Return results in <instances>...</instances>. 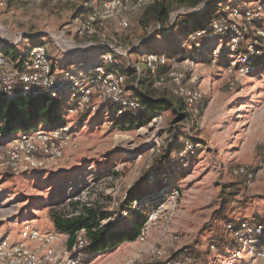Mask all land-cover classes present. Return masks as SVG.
Returning <instances> with one entry per match:
<instances>
[{
    "label": "rangeland",
    "instance_id": "1",
    "mask_svg": "<svg viewBox=\"0 0 264 264\" xmlns=\"http://www.w3.org/2000/svg\"><path fill=\"white\" fill-rule=\"evenodd\" d=\"M87 1L7 0L0 5V48L23 53L43 43L53 61L57 57L54 67L64 68L81 59L90 64L111 45L117 46L120 51H128L115 58L136 68L138 78L144 80L138 87L168 97L174 95L168 85L154 83L144 54L149 50L175 52L173 65L185 77L197 74L203 99L193 114L185 108L180 115L165 109L156 111L160 115L156 122L141 111L137 116L148 117V122L124 125L128 116L116 115L97 97L91 101L100 102L98 109L73 113L67 111V97H61L60 120L39 121L30 129H50L66 123L74 132L76 144L38 172L0 169V232H11L18 239L24 222L42 231L53 230L50 210L61 206L70 212V202L76 200L106 209L110 215L102 223L125 228L137 219V213L130 210L142 205L150 211L163 200L167 217L150 226L145 240H125L106 250L85 251L81 264H119L125 256L162 246L166 254L187 246L200 264H213L210 244L215 243L217 251L234 246L225 232L227 221L264 220V164H258L260 156L264 159V69L236 79L230 67L233 57L227 51L228 35L203 39L187 49L183 41L188 36L181 30L169 25L148 31L141 26L143 9L127 14V28L110 21L92 36L80 33L75 17ZM230 1L228 8H239L242 2L251 4L255 0ZM172 2L173 11L189 13L196 7ZM227 14L244 23L243 13ZM252 27H246L249 34L255 32ZM9 137L0 135V148ZM185 139L191 148L182 158L178 152ZM240 167L252 172L249 180L236 172ZM232 188L233 194H229ZM173 190L177 194L172 198ZM128 194L141 197L132 201L130 209L124 202ZM164 225L166 230L162 229ZM63 238L67 240L65 234ZM244 262L241 256L232 264Z\"/></svg>",
    "mask_w": 264,
    "mask_h": 264
},
{
    "label": "built area",
    "instance_id": "2",
    "mask_svg": "<svg viewBox=\"0 0 264 264\" xmlns=\"http://www.w3.org/2000/svg\"><path fill=\"white\" fill-rule=\"evenodd\" d=\"M6 1L0 0V5ZM153 1L88 0L75 17L76 29L80 33L92 36L98 32L97 30L105 29L110 21H114L121 28H127L129 26L127 14L140 10ZM228 7L231 6H227L225 16L214 19L206 28L189 34L183 41V46L191 49L193 45L198 44L196 36L202 34H207L206 39L228 35V38H225L229 40L226 41L229 47L227 51L230 52L229 57H233L230 67L233 68V76L237 79L261 67V70L264 69V0H255L251 4L242 2L239 8ZM205 8L206 2H202L196 5L193 11L200 13ZM228 11L233 16L243 13L244 23L239 24L229 18ZM186 13L188 12L171 11L170 22L177 15ZM247 25L250 27L247 29H253L252 26H255L252 35L246 34ZM153 27L159 28L160 25L151 24L148 31ZM17 41L18 39L14 43ZM87 44L92 45L94 41H88ZM127 51H120L117 46L111 45L90 64L84 63V59H81L73 66L55 68L53 58L43 43L32 45L16 58H11L0 50V97L12 99L18 92L31 96L46 93L56 99L67 97L69 113L85 108L96 110L102 102L106 106H111L116 115L134 117L142 111L148 117H152V121L157 122L160 115L147 110L137 97L130 94L124 85V75L107 69V66L115 61V57L125 56ZM259 58L262 59L260 62ZM174 61L175 56H167L164 52L149 50L144 54V62L152 74H158L159 70L164 68L163 72L155 75L154 83L159 86L168 85L173 95L183 102L185 111L193 114L203 99L197 74L192 72L185 77V74L173 65ZM93 97H97L100 102L92 104ZM75 144L74 132L66 123L50 129L35 127L16 135L11 134L0 148V169L38 172L49 163L60 159L64 150ZM190 148L188 140H182L179 155L185 158ZM236 172L243 174L248 180L252 176V172L244 167H240ZM174 194H177L176 190H173L170 197L173 198ZM162 201L158 200L151 206L136 237L138 241L147 238L151 225L167 217L163 214L165 208ZM140 208L142 209V205L138 206V210ZM162 229L166 230L167 226L164 225ZM225 232L234 241V246L217 251L216 244H210L209 248L214 251L211 259L213 264H232L241 256L245 258L244 264H264V220H229L225 224ZM63 237L64 234L55 229L42 231L28 222L22 225L18 239H14L11 232H0V264H81L82 259L86 257L85 248L89 244L84 230L76 232L70 245ZM119 264H200V262L187 246L173 254H166L162 246L134 256H125Z\"/></svg>",
    "mask_w": 264,
    "mask_h": 264
},
{
    "label": "trees",
    "instance_id": "3",
    "mask_svg": "<svg viewBox=\"0 0 264 264\" xmlns=\"http://www.w3.org/2000/svg\"><path fill=\"white\" fill-rule=\"evenodd\" d=\"M178 2L189 4L190 6L206 2V8L200 13L179 14L170 22L169 14L174 8L172 0H154L142 8L143 11L139 17L140 25L144 28H148L154 23H158L163 28L173 26V28L181 30L183 35L188 36L199 29L206 28L214 19L225 16L226 6H220V4L223 2L228 6L231 4L230 0H178ZM246 34L252 35L248 32ZM206 37L207 34L196 36V41L200 42ZM0 50L11 58H16L22 54L20 52H11L7 48H0ZM164 53L167 56H175L177 54L175 52ZM107 69L124 75L125 87L132 91V95L137 97L147 110L156 112L168 109L178 115L181 114V111L184 113V104L175 95L168 97L163 94H154L153 91L143 90L142 87H138L144 80L138 78L136 68L119 62L115 58V61L108 65ZM61 105L63 104L60 99H54L46 93L31 96L18 92L12 99L0 97V135L7 137L18 131L28 130L39 121L46 123L57 122L61 116ZM148 119V117L142 119L138 116L135 118L128 117L123 121V124L146 123ZM173 150L175 149L168 150L167 155L169 156ZM230 193L233 194V188ZM140 198L139 196L128 194L124 201L127 209L131 208L134 199L138 200ZM225 201L227 200H224L223 203ZM70 203L72 205L70 212H65L61 206H57L50 210L49 215L54 229L67 236L68 245L73 242L76 232L83 229L89 241L85 248L86 252L106 250L125 240H135L149 212L147 207L139 210L133 208L130 211L137 213L136 221L129 227L117 228V223H102V220L110 215L106 209L93 204L83 203L79 200L71 201ZM141 212H145V214ZM259 221H263V219Z\"/></svg>",
    "mask_w": 264,
    "mask_h": 264
},
{
    "label": "crops",
    "instance_id": "4",
    "mask_svg": "<svg viewBox=\"0 0 264 264\" xmlns=\"http://www.w3.org/2000/svg\"><path fill=\"white\" fill-rule=\"evenodd\" d=\"M56 60H57V57H56ZM56 60L53 61V64L55 63ZM57 61H58V60H57ZM59 67H60V66H59ZM61 67H62V66H61ZM107 67H108V66H107ZM162 71H164V68H161V69L159 70L158 74H160V72H162ZM158 74H152V75H153L154 78H155V75H158ZM152 75H151V76H152ZM129 91H130V90H129ZM130 93H131V95L133 94L132 91H130ZM259 159H260V160H259L258 164H262L261 162H263V164H264L263 156H260Z\"/></svg>",
    "mask_w": 264,
    "mask_h": 264
}]
</instances>
